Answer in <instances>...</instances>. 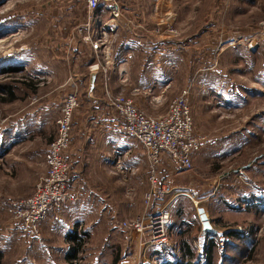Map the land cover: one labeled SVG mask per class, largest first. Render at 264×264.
Returning a JSON list of instances; mask_svg holds the SVG:
<instances>
[{
	"label": "rangeland",
	"instance_id": "1",
	"mask_svg": "<svg viewBox=\"0 0 264 264\" xmlns=\"http://www.w3.org/2000/svg\"><path fill=\"white\" fill-rule=\"evenodd\" d=\"M113 5L120 10V21L112 20ZM104 32L111 55L159 43L153 75L168 88L154 90L153 96H162L154 106H147L143 95L131 96L141 110L162 116L176 97L189 91L193 132L201 148L193 168L179 173L185 177V194L173 204L170 225H179L183 233H170L171 242L187 239L197 257L212 242L216 258L224 256L225 264L230 259L264 264V0H102L95 12L84 0H0V84L26 73L44 82L36 92L18 89L13 103H0V264H48L43 236L34 240L21 234L14 204L32 195L45 174L44 157L57 135L60 106L72 91H78L79 106L72 118L71 152L89 128L92 107L98 106L88 98L89 74L98 71L104 77L112 68L103 65V54L91 46ZM167 46L174 47L171 63L164 54ZM143 57L132 61L138 78L117 87V93L129 95L145 84L137 70ZM16 67L23 70L7 73ZM104 79L92 89L94 98L95 92H104ZM74 174L72 169L70 179ZM124 180L132 197V178ZM200 207L215 230L206 249L200 241ZM129 219L115 218L112 227L119 229ZM232 231L239 239L227 236ZM220 239L227 240L223 248ZM93 240L75 259L77 264H92L99 253L112 259L131 251L116 230L96 233ZM51 254L49 261L61 264L55 260L57 251L51 249Z\"/></svg>",
	"mask_w": 264,
	"mask_h": 264
},
{
	"label": "crops",
	"instance_id": "2",
	"mask_svg": "<svg viewBox=\"0 0 264 264\" xmlns=\"http://www.w3.org/2000/svg\"><path fill=\"white\" fill-rule=\"evenodd\" d=\"M142 3L145 5L144 2ZM154 44V47L152 44L151 48L143 51L132 48L129 49L130 53L129 51L127 53L119 51L116 55H112V68L110 69V73L107 74L110 79V86L113 87L114 92H118L117 87H128L131 81H134V78L137 76L133 72L132 61L134 58L144 55L145 62L137 70L141 72L142 77L146 78V80H143L145 84L136 85L132 89L131 94H126V96H133L134 98L137 95H143L147 100V106L148 104H153L154 106L160 103L159 101L162 96L153 95L157 91V88H160L161 80L154 77L153 73L157 70V64L154 66V62L157 63V60H159L161 49L158 47L159 43L154 42ZM167 47L168 51L164 50V54H166L168 61L170 53L174 52V47ZM96 60L94 66L98 67L101 62L98 58ZM102 60L104 61V58ZM168 62L171 63V60ZM95 72L98 73L95 81L96 87L97 82H102V78L106 77H103L98 71ZM43 83V80H41L39 87ZM98 85L101 87V84ZM164 88L167 89L168 85ZM163 92L161 91V93ZM101 93L103 96L98 95L100 98L96 95V92L95 98L91 95V102L98 104V106L92 107L95 116L91 119L89 128L84 129L83 133H81L82 139L76 145V149L73 150L74 152H71L70 148L74 141L72 134V142L66 151V154L73 162L72 169H74L75 173L71 177L69 186L72 194L71 200L60 211L49 215L40 223V230L46 242L47 263L59 264L56 261H49L52 256L51 249L57 251L55 260L61 262V264L74 263L80 254L89 249V242L94 241L93 238L96 233H109L116 230V232L121 233L126 238V243L124 242V245H126L125 249L131 250L129 254L122 255L121 253L117 264H156L152 255L148 256V258L146 256L147 254H152V252H149L152 249H148L147 254H145L144 251L146 250L141 249L135 243V238L130 237L127 230H124L121 226H119V229L116 226L112 227L115 218L117 220L122 219L123 221L145 212L141 193L148 189L146 172L148 171L149 162L143 147L133 138L124 135L120 131V118L116 111L107 103L104 92L101 91ZM64 101L60 106L59 117ZM136 102L142 106L139 99ZM119 161L123 162L126 167L135 168V173L120 172L117 169ZM128 176L133 181L132 187L135 193L132 197H128V186L124 180ZM159 178L162 180L169 179L174 185V195L170 199L173 204H176L177 198L185 194V192H182L184 187L181 185V180L185 177L176 174L174 163L167 158L159 168ZM133 190L131 189L132 192ZM178 226L173 228V225H170L169 232L172 235L175 231L179 233L181 229ZM200 226V236L202 238L200 241H202V245L206 249L215 230H204L202 222ZM183 240L176 241L177 244L170 247L174 250L169 252L167 257L168 264H188L192 261L195 264H206L208 262L206 260V253L198 255V257L195 256L191 261L188 257L184 256L182 252L184 246ZM176 251L180 253L178 254ZM101 255L102 253H99L92 264H113L114 257L111 259V256L106 255L102 257Z\"/></svg>",
	"mask_w": 264,
	"mask_h": 264
},
{
	"label": "built area",
	"instance_id": "3",
	"mask_svg": "<svg viewBox=\"0 0 264 264\" xmlns=\"http://www.w3.org/2000/svg\"><path fill=\"white\" fill-rule=\"evenodd\" d=\"M84 1L90 12L97 11L102 2ZM111 16L114 21L121 20L117 5L111 6ZM104 33L102 37L97 36L91 46L94 52L104 55L103 65L107 67L111 66L112 55L111 49L104 47L107 32ZM103 69L106 73V68ZM105 77L104 95L120 118V131L143 147L149 162L148 189L143 195L145 212L124 221L120 226L129 232L130 237L135 238V243L143 250L173 247L169 226L173 217L170 198L174 195L175 187L169 179L159 178V168L168 158L174 163L176 174L179 175L181 171L193 168V157L200 151V141L193 132L189 91H183L176 97L164 115L152 117L137 107L131 97L114 92L108 75L105 74ZM78 106L79 95L75 90L67 95L61 108V115L57 120V135L49 144L44 157L45 174L36 184L32 195L14 204V217L19 231L28 239H41L40 223L49 215L60 211L71 200L69 186L73 162L66 151L72 142V118ZM117 169L122 173L136 171L120 161ZM225 243L227 240L220 239L222 248ZM154 260L157 261L158 256ZM74 264L77 262L74 261Z\"/></svg>",
	"mask_w": 264,
	"mask_h": 264
},
{
	"label": "trees",
	"instance_id": "4",
	"mask_svg": "<svg viewBox=\"0 0 264 264\" xmlns=\"http://www.w3.org/2000/svg\"><path fill=\"white\" fill-rule=\"evenodd\" d=\"M23 69L16 67V68H10L8 70L7 73H9V75L13 76L12 74H19V72H21ZM41 81H34L33 79H31V76H29L27 73L23 74L20 77H17L16 79H14L13 81H9L7 83H1L0 84V103H13L15 101H17L19 99L18 95H17V90L20 88H27L29 90H32L33 92H36L39 88V83ZM227 236L230 237H237L239 239V233L236 232H229L227 233ZM210 247L206 250V260L208 261L206 264H225L224 262V256L222 257L220 255V258H216L215 256V251L216 250V245H214L212 242L210 243ZM183 248H182V252L183 255L188 257V259L191 261V259H193L194 256V252L191 248V244L189 243V241H187V239L183 240ZM173 248L164 246L161 249H154L152 250V254L150 253V256L152 255L153 259L155 256H158V260L154 262L156 264H168V260L167 257L169 255V252H172ZM120 253H117V255L114 257V261L113 264H117L118 260H119V256ZM73 260V259H72ZM218 260V261H217ZM195 261V260H194ZM231 262H229V264L233 263L232 259H230ZM73 264V263H71ZM188 264H195V262H189ZM234 264V263H233Z\"/></svg>",
	"mask_w": 264,
	"mask_h": 264
},
{
	"label": "water",
	"instance_id": "5",
	"mask_svg": "<svg viewBox=\"0 0 264 264\" xmlns=\"http://www.w3.org/2000/svg\"><path fill=\"white\" fill-rule=\"evenodd\" d=\"M97 75H98L97 72H92L91 75H90L89 96L92 95V92H93L92 89H94V87H95V81H96ZM198 214H199V217H200V220L202 222L204 230L212 231L213 227H212L211 221H210V219H209V217H208V215L206 213L205 208H203V207L198 208Z\"/></svg>",
	"mask_w": 264,
	"mask_h": 264
}]
</instances>
